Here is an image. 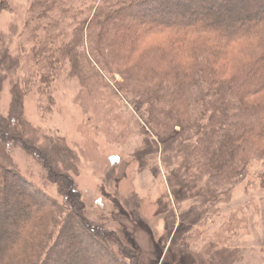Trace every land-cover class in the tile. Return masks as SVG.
<instances>
[{"label":"trees","instance_id":"16d2710c","mask_svg":"<svg viewBox=\"0 0 264 264\" xmlns=\"http://www.w3.org/2000/svg\"><path fill=\"white\" fill-rule=\"evenodd\" d=\"M97 1L32 0L21 44L24 68L0 50L2 65L9 59L21 67L25 87L18 81L15 109L0 113V213L7 223L0 228V264H106L95 253L112 259L110 250L88 257L85 246L75 249L74 238L82 234L107 248L117 245L123 264H142L133 245L87 220L82 194L62 166L69 154L75 158L64 139H52L47 150L31 141L24 93L37 88L47 111L52 84L68 67L93 98L99 86H110L104 76L116 81L119 93L113 94L136 104L159 137L189 138L202 118L220 114L196 143L187 140L184 165L192 179L218 188L243 178L253 158L264 166V0H102L95 9ZM15 142L35 153L64 202L22 177L12 162ZM258 178L264 191V169ZM26 188L33 200L26 199ZM183 256L189 257L184 264H199Z\"/></svg>","mask_w":264,"mask_h":264},{"label":"rangeland","instance_id":"374dc122","mask_svg":"<svg viewBox=\"0 0 264 264\" xmlns=\"http://www.w3.org/2000/svg\"><path fill=\"white\" fill-rule=\"evenodd\" d=\"M101 1L94 4L95 9ZM31 2L0 0L5 5L0 9V50L7 51L22 68L25 61L21 44L26 39L27 29L24 30ZM8 60L0 63L3 116L15 109V87L18 81L21 85L23 82L21 67L15 68ZM116 79L123 80L118 74ZM104 81L110 86H99V96L90 97L80 78L68 67L52 84L51 108H40L35 87L24 93L22 104L33 144L47 150L51 140L59 138L72 149L75 158L72 160L69 154V158H64L67 167L62 166L82 194L87 220L93 225H104L122 242L133 245L142 264H184L189 258L184 254L199 264H264V191L258 178L264 169L263 161L253 158L243 178L227 181L218 188L209 187L205 179H192L184 165L189 153L187 140L191 138L196 143L206 126L220 121V114L202 118L189 138L174 133L159 137L141 118L136 104L125 101L122 95L115 96L119 93L116 81L106 76ZM21 88L25 89L24 85ZM44 105L43 102V108ZM176 130L180 131V127ZM11 150L12 162L22 177L64 202L35 153L24 150L17 142ZM25 195L27 200L33 197L28 188ZM2 218L0 213V221ZM6 224L1 222L0 228ZM96 238L76 236L74 248L85 246L83 253L88 257L96 250H110L112 259L105 261L95 253L96 259L106 264H123L125 258L117 245L107 248Z\"/></svg>","mask_w":264,"mask_h":264}]
</instances>
